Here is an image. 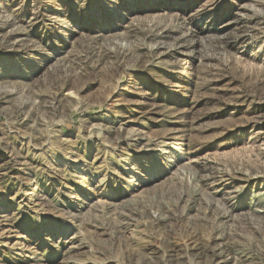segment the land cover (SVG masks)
<instances>
[{"label":"rangeland","instance_id":"374dc122","mask_svg":"<svg viewBox=\"0 0 264 264\" xmlns=\"http://www.w3.org/2000/svg\"><path fill=\"white\" fill-rule=\"evenodd\" d=\"M0 264H264V0H0Z\"/></svg>","mask_w":264,"mask_h":264},{"label":"bare ground","instance_id":"6f19581e","mask_svg":"<svg viewBox=\"0 0 264 264\" xmlns=\"http://www.w3.org/2000/svg\"><path fill=\"white\" fill-rule=\"evenodd\" d=\"M128 61V60H127ZM219 254V253H218Z\"/></svg>","mask_w":264,"mask_h":264}]
</instances>
